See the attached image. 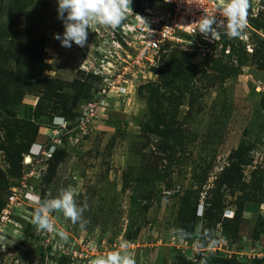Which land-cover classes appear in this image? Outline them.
I'll return each mask as SVG.
<instances>
[{
  "label": "rangeland",
  "instance_id": "rangeland-1",
  "mask_svg": "<svg viewBox=\"0 0 264 264\" xmlns=\"http://www.w3.org/2000/svg\"><path fill=\"white\" fill-rule=\"evenodd\" d=\"M0 11V207L24 186L40 201L70 188L87 205L83 228L49 214L66 240L36 229V208L16 216L8 264H92L112 251L135 264H264V0H249L239 37L167 45L127 74L115 61L109 78L114 28L64 48L56 0H0Z\"/></svg>",
  "mask_w": 264,
  "mask_h": 264
},
{
  "label": "built area",
  "instance_id": "built-area-1",
  "mask_svg": "<svg viewBox=\"0 0 264 264\" xmlns=\"http://www.w3.org/2000/svg\"><path fill=\"white\" fill-rule=\"evenodd\" d=\"M221 4L222 0H167V2L166 0H131V9L127 11L126 18L114 28L117 35L110 36L111 46H113L106 45L108 48L103 49L102 62L112 66L106 68L107 71H104L103 76L109 78L113 72H116L114 69L116 62L126 74L145 63L151 67L155 65L160 51L167 45L191 40L203 47L215 44L217 37L205 38L197 31V23L205 14L219 16ZM104 43L109 42L104 41ZM110 58H113L114 62L110 61ZM109 71L111 72L108 73ZM84 115L81 118L80 127L86 130L91 118L95 115V109L88 107ZM61 131V127L53 130L55 137L52 140V146L60 142ZM34 171L33 169L30 176ZM33 198L40 201V196L34 192L33 188L29 189L26 186L13 188L7 195L5 205L0 212V264H8L10 257L5 242L2 241L3 233L8 232L7 228L9 229L12 223H17L16 216L23 217L26 213H30L32 208L38 207L37 201L35 204L30 203Z\"/></svg>",
  "mask_w": 264,
  "mask_h": 264
},
{
  "label": "clouds",
  "instance_id": "clouds-1",
  "mask_svg": "<svg viewBox=\"0 0 264 264\" xmlns=\"http://www.w3.org/2000/svg\"><path fill=\"white\" fill-rule=\"evenodd\" d=\"M56 4L57 18L62 21L64 31L62 34H54L53 38L64 48H71L73 44L81 48L85 47L88 30L92 26L116 28L131 9V0H56ZM248 8L249 0H222L219 16L202 15L197 23V31L205 38L210 36L213 39L220 35L237 38L246 27ZM59 120L60 118H56L55 122ZM56 146H52L51 142V148ZM44 151H47V148L43 149ZM37 203L38 207L32 213L31 220L37 230L56 231L63 239H67L66 234L59 232L52 223L49 216L52 212L62 213L73 224L79 223L81 228L86 224V221H83V213L87 210V205H78L70 188L62 190L55 198L38 200ZM121 247L124 248L126 245ZM92 264H135V259L126 252L112 251L107 255L96 257Z\"/></svg>",
  "mask_w": 264,
  "mask_h": 264
},
{
  "label": "trees",
  "instance_id": "trees-1",
  "mask_svg": "<svg viewBox=\"0 0 264 264\" xmlns=\"http://www.w3.org/2000/svg\"><path fill=\"white\" fill-rule=\"evenodd\" d=\"M17 17V16H16ZM7 18H8V24H10V23H12L13 21H14V18H12L11 16L9 17V16H7ZM5 21H7L6 20V14H4V13H2V11H0V26L1 25H3V23L5 22ZM5 34H4V32L2 31V30H0V48H3V43L4 42H8L6 39H5V36H4ZM165 49V48H164ZM1 53V52H0ZM2 58H4V56L2 57ZM39 115V114H38ZM4 205H5V201H4V203L2 204V206L0 207V212H1V210L3 209V207H4Z\"/></svg>",
  "mask_w": 264,
  "mask_h": 264
},
{
  "label": "bare ground",
  "instance_id": "bare-ground-1",
  "mask_svg": "<svg viewBox=\"0 0 264 264\" xmlns=\"http://www.w3.org/2000/svg\"><path fill=\"white\" fill-rule=\"evenodd\" d=\"M31 162V156L30 155H27L26 156V159H25V164H28Z\"/></svg>",
  "mask_w": 264,
  "mask_h": 264
},
{
  "label": "crops",
  "instance_id": "crops-1",
  "mask_svg": "<svg viewBox=\"0 0 264 264\" xmlns=\"http://www.w3.org/2000/svg\"><path fill=\"white\" fill-rule=\"evenodd\" d=\"M30 100H31V99H30ZM29 103H30V101H29ZM38 119H39V121H42V122H44V123L46 122V121L44 120V119H45V116H42V115H41V116H39ZM39 121H38V122H39Z\"/></svg>",
  "mask_w": 264,
  "mask_h": 264
}]
</instances>
